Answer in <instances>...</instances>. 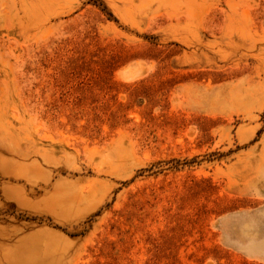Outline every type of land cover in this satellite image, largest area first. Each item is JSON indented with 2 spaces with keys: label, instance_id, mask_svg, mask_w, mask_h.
<instances>
[{
  "label": "rangeland",
  "instance_id": "obj_1",
  "mask_svg": "<svg viewBox=\"0 0 264 264\" xmlns=\"http://www.w3.org/2000/svg\"><path fill=\"white\" fill-rule=\"evenodd\" d=\"M0 264H264V0H0Z\"/></svg>",
  "mask_w": 264,
  "mask_h": 264
}]
</instances>
